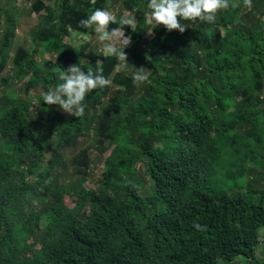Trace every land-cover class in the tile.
I'll use <instances>...</instances> for the list:
<instances>
[{"label":"trees","instance_id":"trees-1","mask_svg":"<svg viewBox=\"0 0 264 264\" xmlns=\"http://www.w3.org/2000/svg\"><path fill=\"white\" fill-rule=\"evenodd\" d=\"M15 1L0 0V264H259L264 0H234L212 23L182 20L183 32L148 23L147 0H119L136 24L109 29L140 50L126 61L80 25L110 0H33L22 7L38 18L32 46L9 57ZM74 33L89 38L66 43ZM77 63L111 80L80 117L41 101ZM140 67L150 83L133 81ZM88 137L102 158L96 188L85 186L90 148L65 152Z\"/></svg>","mask_w":264,"mask_h":264},{"label":"clouds","instance_id":"clouds-1","mask_svg":"<svg viewBox=\"0 0 264 264\" xmlns=\"http://www.w3.org/2000/svg\"><path fill=\"white\" fill-rule=\"evenodd\" d=\"M250 3V0H246ZM236 7L234 0H147L146 8L148 10V23L164 26L167 30H185V24L182 20H200L212 23L216 20L218 10L227 9L229 6ZM121 23L135 26L134 17L121 18L117 21L116 16L104 8H96L87 18L80 21V25L85 28H92L99 34L102 41H111L115 38L117 29H109L110 24ZM74 35H81L74 33ZM121 39L126 46L129 38L122 34ZM124 46V47H125ZM123 47V48H124ZM114 43H106L103 55L116 56L126 61L122 49ZM127 69V63L124 65ZM102 68L82 69L81 64H73L66 70L58 72L59 83L55 87L44 93L41 101L49 105H58L65 112L80 117L84 114L86 107V96L93 89L104 88L111 84V80L102 74ZM134 82L150 83V74L141 67L133 73ZM40 102V101H39ZM197 229L199 224L194 225Z\"/></svg>","mask_w":264,"mask_h":264},{"label":"rangeland","instance_id":"rangeland-1","mask_svg":"<svg viewBox=\"0 0 264 264\" xmlns=\"http://www.w3.org/2000/svg\"><path fill=\"white\" fill-rule=\"evenodd\" d=\"M119 0H110V3L107 7L106 10H109L113 13L114 16L117 17V14H122L120 16L121 18H128L129 16L134 17L133 13L127 10H121L120 9V3L118 2ZM33 2V0H16L15 6L18 8V10L20 12H18V14H21V16L19 17L17 23H16V28H15V38L13 39V41L11 42V47H10V51H9V57L12 56L14 50L22 44H25L27 47H31V36H30V32L32 30V28L34 27V25L37 23V16L35 14H27L24 13L22 11V7L23 6H29L31 5V3ZM46 2L52 3L53 0H46ZM2 6H4L3 2H2ZM17 14V13H16ZM3 23V17H1L0 19V30H1V26ZM119 25H121V23H119ZM94 30V29H93ZM95 32V31H94ZM122 34L125 36V34L123 33V31L121 29H117V33L116 36L113 40L111 41H102L99 38V34H97L95 32V37L93 39L94 42H98V48H101L104 52V48H105V44L106 43H114L116 44L117 47L123 48L124 45V41L123 39H121ZM149 36H151L149 34ZM89 36L87 35H81V36H76L73 39L70 38H64V41L66 43H70L75 45L76 42H81V41H86L88 40ZM128 44L122 49L123 53H126V59H131V57L133 56V54H139L140 50L139 47L138 48H132L128 50ZM55 52L54 51H44L42 58L46 59V60H54L55 59ZM130 57V58H129ZM7 70L8 72H10V67H11V59H9L7 61ZM18 85V89L22 86V83L17 82L15 84V86ZM39 93H41V90H38ZM36 93H38L36 90H32L31 95L34 96ZM94 138L93 137H88L86 139H82L81 142H79V145L76 147V149H73V152L71 149L65 150L66 152V156L67 159H69V157L71 155H74L75 153H77L78 150L83 149V148H90V153L92 156V170H91V174H92V178L86 183V188H96L97 187V181L100 178V173L102 170V158L100 156L97 155L96 150L94 149ZM109 151H106L103 154V158L105 159L108 155ZM96 155V156H95ZM67 203L69 206H72L71 202L67 199ZM262 233H264V229H262ZM257 258V262L259 264H261L260 259H264V243L259 245L257 248V254L255 255ZM233 264H248V261L244 260L243 258H238L236 259V261L233 262Z\"/></svg>","mask_w":264,"mask_h":264}]
</instances>
